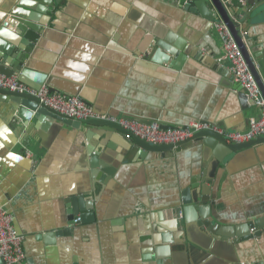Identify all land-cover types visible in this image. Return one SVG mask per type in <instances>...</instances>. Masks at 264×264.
I'll return each mask as SVG.
<instances>
[{
    "label": "crops",
    "instance_id": "0c3cea01",
    "mask_svg": "<svg viewBox=\"0 0 264 264\" xmlns=\"http://www.w3.org/2000/svg\"><path fill=\"white\" fill-rule=\"evenodd\" d=\"M194 1L0 0V42L97 114L244 131L261 110L243 104ZM246 1L230 0V13L264 82V0ZM25 20L41 27L30 53ZM156 37L168 47L161 62ZM31 115L0 100V207L24 236L22 264H190L185 219L210 248L193 250L202 264H264V141L230 153L203 137L145 152L108 126ZM196 201L211 230L190 222L200 220Z\"/></svg>",
    "mask_w": 264,
    "mask_h": 264
},
{
    "label": "built area",
    "instance_id": "2783aa9c",
    "mask_svg": "<svg viewBox=\"0 0 264 264\" xmlns=\"http://www.w3.org/2000/svg\"><path fill=\"white\" fill-rule=\"evenodd\" d=\"M213 26L223 45V53L219 60L230 62V70L234 80L241 85L248 97L261 110L258 116L250 118L249 126L244 131L223 129L217 125L202 121H193L185 126L163 129L160 121L145 123L127 116L116 117L97 114L93 107L78 95H68L58 91L51 93L48 86L34 89L20 82L17 76H7L1 72L0 89L20 93L28 92L39 98L44 106L66 117L77 120L101 118L116 122L132 135L152 144H171L176 146L193 139L195 134L202 130L216 132L222 135L228 143L249 142L264 136V97L232 30L218 12L214 13ZM23 243L24 236L15 228L13 215L7 209L0 207V258L5 264L23 263L26 257Z\"/></svg>",
    "mask_w": 264,
    "mask_h": 264
},
{
    "label": "water",
    "instance_id": "95a60500",
    "mask_svg": "<svg viewBox=\"0 0 264 264\" xmlns=\"http://www.w3.org/2000/svg\"><path fill=\"white\" fill-rule=\"evenodd\" d=\"M238 0H232V3H237ZM247 3H251L249 0L246 1ZM188 8L194 12H199L201 13L204 17L210 19L213 21L214 19V13L218 12L223 20L228 24L230 29L233 32V35L243 53V55L246 58V61L261 89L262 95L264 97V82L261 79V76L258 73V70L256 69V65L254 64L253 59L248 53V50L246 48V45L244 43L243 36L241 34V31L238 27V24L236 21L232 18L231 13L233 11L231 7V2L230 0H195L193 3L191 2L188 6ZM232 9V10H230ZM231 12V13H230ZM30 20H35L36 16L31 14L29 16ZM18 29L20 30L19 35L25 39L27 43L23 42L25 47L20 46L26 53H30L32 50L34 43H36L38 35L40 33L41 27L36 25L33 22H30L29 20L25 21H20V25L18 26ZM163 37L158 38L156 37L157 40V46L160 51H156L154 56L156 57L154 60L161 62L162 59H166L164 55L161 54V51L168 49L165 43H163ZM170 52H173L171 49L169 50ZM11 55V56H10ZM12 57L14 56V53H11L9 49L7 48L6 45L2 44L0 42V72L4 75L7 76H12L15 75L19 79L20 82L34 88V89H40L43 86H48L49 90L51 93L57 92L56 88L53 87L50 82L47 80L46 77L43 75H39L29 67L25 66V60L28 58L27 55L22 56H16L15 59ZM161 60V61H160ZM231 65V64H230ZM229 65V67H230ZM241 92H240V98L243 102L244 105L246 104H252L255 105L254 101L250 99L247 95V93L244 91V89L241 87ZM6 100L9 102H12V105L16 108L19 109L20 114L22 115L23 119L26 121L29 117H31L32 112L34 111L35 117L37 119L41 118V116L47 112H49L51 115H53L54 119L67 123V124H72V123H83L86 125L90 126H108L111 129L119 130L121 131L126 139L131 142L132 146L135 149H143L145 152L149 151H158V152H164V151H173V150H179L183 145L189 143L192 140L198 139V138H203V137H209L212 138L214 141L217 143H220L223 145L222 150L227 149L230 151V153L236 152L242 148L246 147H251L252 145L258 144L262 141H264V136L258 137L256 139H253L249 142L245 143H228L224 137L216 132L205 130V131H199L198 133L195 134L194 138L187 141L180 143L178 145H171V144H152L150 142H147L146 140H143L137 136L132 135L128 130L120 126V124L116 122H111L106 119H101V118H89L86 120H77L74 118L66 117L63 115L57 114L55 111L51 110L50 108L44 106L39 98H37L35 95H31L28 92H14L10 90H4L0 89V100ZM151 123V122H149ZM78 124L74 126H78ZM185 126V125H184ZM161 127L163 129H169L172 127H175V125H171L168 123H163L161 122ZM130 135V136H128ZM209 144H214L211 141H206ZM196 186V185H194ZM201 200L206 199V195L202 194L198 197ZM185 195H183L182 202L183 204L187 205L189 202H186ZM197 205V210L199 213L200 220L194 221L190 220L192 223H198L200 227H203L204 225H207L209 229L211 230V226L209 224V221L206 219V212L208 214V206L204 205H198V201L194 202V205ZM182 210V208H180ZM184 210V209H183ZM187 210L185 209V212ZM210 214V213H209ZM208 214V215H209ZM182 228H183V242L185 243V246L187 250L190 251L191 258H190V264H202V258L201 256H192V252L194 249L200 250L201 252L205 253H210V248L204 245H200L194 238L191 236V223L188 224V220H183L182 221ZM249 225L253 228V224L249 223ZM202 253V255H204Z\"/></svg>",
    "mask_w": 264,
    "mask_h": 264
}]
</instances>
